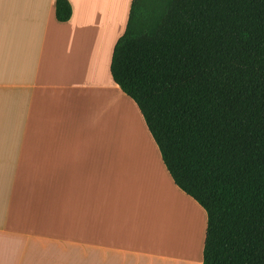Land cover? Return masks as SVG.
Listing matches in <instances>:
<instances>
[{"label": "crops", "instance_id": "0c3cea01", "mask_svg": "<svg viewBox=\"0 0 264 264\" xmlns=\"http://www.w3.org/2000/svg\"><path fill=\"white\" fill-rule=\"evenodd\" d=\"M56 1L0 0V264H203L207 211L111 72L133 0Z\"/></svg>", "mask_w": 264, "mask_h": 264}, {"label": "trees", "instance_id": "16d2710c", "mask_svg": "<svg viewBox=\"0 0 264 264\" xmlns=\"http://www.w3.org/2000/svg\"><path fill=\"white\" fill-rule=\"evenodd\" d=\"M111 72L207 211L203 264H264V0H133Z\"/></svg>", "mask_w": 264, "mask_h": 264}, {"label": "rangeland", "instance_id": "374dc122", "mask_svg": "<svg viewBox=\"0 0 264 264\" xmlns=\"http://www.w3.org/2000/svg\"><path fill=\"white\" fill-rule=\"evenodd\" d=\"M132 127L133 126H131L130 123L128 124L127 121H124L123 125H120L117 128H112V130L117 132V137L116 138L119 139V138H123L126 134L128 136H131L132 133H133L132 130H131Z\"/></svg>", "mask_w": 264, "mask_h": 264}]
</instances>
